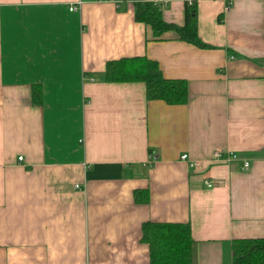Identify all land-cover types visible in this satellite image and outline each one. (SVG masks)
<instances>
[{
  "label": "crops",
  "instance_id": "1",
  "mask_svg": "<svg viewBox=\"0 0 264 264\" xmlns=\"http://www.w3.org/2000/svg\"><path fill=\"white\" fill-rule=\"evenodd\" d=\"M142 1L182 25L191 0H0V264H150L144 222H188L192 264L264 238V0H194L205 47L154 37ZM136 56L186 101L105 79Z\"/></svg>",
  "mask_w": 264,
  "mask_h": 264
},
{
  "label": "trees",
  "instance_id": "2",
  "mask_svg": "<svg viewBox=\"0 0 264 264\" xmlns=\"http://www.w3.org/2000/svg\"><path fill=\"white\" fill-rule=\"evenodd\" d=\"M134 19L149 24L156 38L166 30H174L181 40L199 47L208 46L197 35V7L194 0L184 2L182 25L166 22L160 4L151 1L135 3ZM105 79L143 81L147 99H161L167 104H182L187 98L186 81L165 78L157 61L146 57L108 61ZM141 239L149 245L150 264H192L188 222H144ZM232 264H264V238L233 240Z\"/></svg>",
  "mask_w": 264,
  "mask_h": 264
},
{
  "label": "built area",
  "instance_id": "3",
  "mask_svg": "<svg viewBox=\"0 0 264 264\" xmlns=\"http://www.w3.org/2000/svg\"><path fill=\"white\" fill-rule=\"evenodd\" d=\"M230 5H231V1L225 2L224 9H228V7H230ZM75 8H76V6H74V5H71V6L68 7L69 10H73ZM223 151L224 150H217V149L214 150L213 154H212L213 159H215V160H236V159H238V156H237L236 153H234L232 151H225V152H223ZM152 158H154V157H152ZM20 159H22V156H18V160H20ZM180 159L187 160L188 159V154L187 153L181 154L180 155ZM189 162H190V165L196 166L191 161H189ZM248 166H249V161L248 160H244L243 161V167L246 168ZM205 183L208 186L212 185V181L208 180V179L205 180Z\"/></svg>",
  "mask_w": 264,
  "mask_h": 264
}]
</instances>
